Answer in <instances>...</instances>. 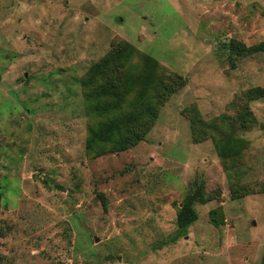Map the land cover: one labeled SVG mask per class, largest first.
Returning <instances> with one entry per match:
<instances>
[{
    "label": "rangeland",
    "instance_id": "1",
    "mask_svg": "<svg viewBox=\"0 0 264 264\" xmlns=\"http://www.w3.org/2000/svg\"><path fill=\"white\" fill-rule=\"evenodd\" d=\"M263 42L264 0H0V264H260ZM121 52L99 114L81 83ZM147 105L133 147L86 150ZM200 181L187 235L155 248Z\"/></svg>",
    "mask_w": 264,
    "mask_h": 264
},
{
    "label": "trees",
    "instance_id": "2",
    "mask_svg": "<svg viewBox=\"0 0 264 264\" xmlns=\"http://www.w3.org/2000/svg\"><path fill=\"white\" fill-rule=\"evenodd\" d=\"M262 48H264V42L252 50L258 51ZM247 51L251 52V50ZM121 55L122 52L120 54L110 53L105 55V57H103L102 59H100L89 67L84 77L85 79L81 83L84 88L94 87V89H96L95 91H89L88 97L93 99L100 96H103L102 98L108 97V99L105 98L102 101L103 103H101L100 101V105L98 104V102L94 103L93 109L99 114L107 115L113 110H116L119 107V104L121 103L119 95L112 90V85L110 87V84H107L108 80L106 79L107 73L110 72L111 67L114 64V60L118 59V57H120ZM97 86L99 88H96ZM140 108H138L134 113H132L134 115H127L123 118L114 116L103 122H100L95 128L90 129L88 133V138L85 143L86 150L91 151L93 150V148L95 149L97 145L106 143L111 144V152H122L133 147L139 141L138 137L136 138L128 136L122 138V133H128V127L137 123L139 118L143 115H146L153 119L156 117V111L149 105L142 106V109L139 111ZM43 182V185L46 189L61 190V187L56 185L53 181ZM243 196L244 195L240 194V191L238 189L234 191L232 199H239ZM205 201L206 198L204 197L203 193V182H195L192 187V190H189L187 195H185L184 199L182 200L180 206L177 209L175 217V229L173 233L169 235L165 240L159 242L155 248L160 249L167 244H174L178 239L186 236L189 227L198 218L197 212L195 210V205L204 204ZM214 214L215 212L213 210L209 211V217H213ZM260 264H264V255L261 258Z\"/></svg>",
    "mask_w": 264,
    "mask_h": 264
}]
</instances>
